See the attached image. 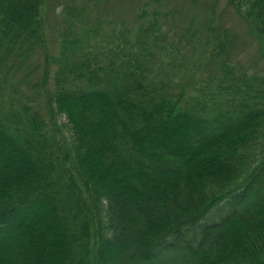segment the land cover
<instances>
[{"label": "trees", "instance_id": "obj_1", "mask_svg": "<svg viewBox=\"0 0 264 264\" xmlns=\"http://www.w3.org/2000/svg\"><path fill=\"white\" fill-rule=\"evenodd\" d=\"M101 1L0 0V264H264V70L224 0ZM224 2L264 46V0Z\"/></svg>", "mask_w": 264, "mask_h": 264}, {"label": "rangeland", "instance_id": "obj_2", "mask_svg": "<svg viewBox=\"0 0 264 264\" xmlns=\"http://www.w3.org/2000/svg\"><path fill=\"white\" fill-rule=\"evenodd\" d=\"M108 1L109 2H105L104 0L101 1V6L104 5L106 11H109L114 6L113 4L121 0H112V3L110 2L111 0ZM169 1L171 2V0ZM173 1L176 3V5L182 7L184 18L191 19L195 15L199 19L204 18L205 14L203 10L201 11L200 5H194L193 3L187 4L182 0ZM224 1H222L217 7L215 6L214 9L216 10L217 16H220L218 19H220L221 22H224L226 24L225 26L230 27L235 32V36H237V40L235 39L236 44L234 45L235 56L252 69L264 70V59L263 55H261L262 53L260 54L261 48H264V46H262L263 41L257 36L252 28L248 27V25L246 24V20H243V18H241L234 10H230L226 7ZM103 3H108V5ZM195 3H197V1H195ZM121 6H123V9H125L127 7V4L122 3ZM194 6L197 7L196 11L195 8L193 9ZM19 18L20 22L23 21L22 16H20ZM215 34L216 33H212V37L215 36Z\"/></svg>", "mask_w": 264, "mask_h": 264}]
</instances>
